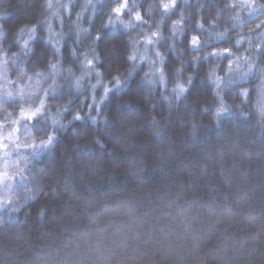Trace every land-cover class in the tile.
<instances>
[{
  "label": "clouds",
  "instance_id": "obj_1",
  "mask_svg": "<svg viewBox=\"0 0 264 264\" xmlns=\"http://www.w3.org/2000/svg\"><path fill=\"white\" fill-rule=\"evenodd\" d=\"M0 264H264V0H0Z\"/></svg>",
  "mask_w": 264,
  "mask_h": 264
}]
</instances>
